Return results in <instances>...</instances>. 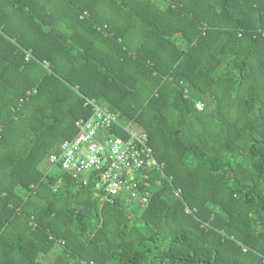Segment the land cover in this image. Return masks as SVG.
<instances>
[{"label":"trees","instance_id":"trees-1","mask_svg":"<svg viewBox=\"0 0 264 264\" xmlns=\"http://www.w3.org/2000/svg\"><path fill=\"white\" fill-rule=\"evenodd\" d=\"M86 100L147 136L148 203L45 168ZM263 257L264 0H0V264Z\"/></svg>","mask_w":264,"mask_h":264},{"label":"built area","instance_id":"built-area-1","mask_svg":"<svg viewBox=\"0 0 264 264\" xmlns=\"http://www.w3.org/2000/svg\"><path fill=\"white\" fill-rule=\"evenodd\" d=\"M85 104L90 107V117L74 122L75 136L61 141L47 155L45 168H58L75 185L91 187L99 204L114 199L124 205L148 203L150 179L162 164L156 161L147 136L130 130L120 114L106 104L94 100ZM195 108L200 111L202 105L196 103ZM113 129L124 136H117ZM180 194L179 189L173 191L175 197ZM189 212L186 208L185 213Z\"/></svg>","mask_w":264,"mask_h":264},{"label":"rangeland","instance_id":"rangeland-1","mask_svg":"<svg viewBox=\"0 0 264 264\" xmlns=\"http://www.w3.org/2000/svg\"><path fill=\"white\" fill-rule=\"evenodd\" d=\"M122 119H123V118H122ZM123 120H124V119H123ZM124 121H125V120H124ZM125 122L128 124L130 130H132V131H134V132L136 131L134 127H131V123H130V122H127V121H125Z\"/></svg>","mask_w":264,"mask_h":264}]
</instances>
